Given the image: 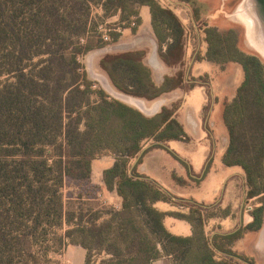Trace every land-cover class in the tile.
I'll return each instance as SVG.
<instances>
[{
  "label": "trees",
  "instance_id": "1",
  "mask_svg": "<svg viewBox=\"0 0 264 264\" xmlns=\"http://www.w3.org/2000/svg\"><path fill=\"white\" fill-rule=\"evenodd\" d=\"M93 6L103 10L97 20L91 18ZM143 7L150 10L158 55L177 69L175 74L157 84L146 63L147 50L106 55L98 66L118 92L154 101L188 86L187 34L171 5L160 0H0V264H38L52 249L40 239L48 229L64 225L68 228L55 245L83 248L84 264H153L167 256L173 264H256L232 247L264 225V59L241 50L233 29L205 26L202 41L208 48L196 62L221 70L236 64L243 75L223 103L227 145L222 164L241 168L246 202L257 198L259 204L250 223L235 232L214 230L212 236L209 223L232 218L229 205L171 195L140 171L149 151L184 141L186 132L175 118L180 106L146 116L97 89L81 62L106 46L99 26L107 19H119L110 31L111 42L121 37L118 27L130 28L133 18L136 34ZM193 11V21L200 22L198 10ZM148 144L153 146L145 150ZM105 157L115 162L103 171L104 185L120 204L98 222L101 213L86 219L81 205L101 191L91 180L92 163ZM173 177L177 185H187L183 177ZM68 183L89 191L68 194L66 200ZM71 199L78 204L72 212ZM159 202L188 212L161 211ZM167 217L188 222L192 234H172ZM34 243L42 244L44 252L34 251Z\"/></svg>",
  "mask_w": 264,
  "mask_h": 264
},
{
  "label": "rangeland",
  "instance_id": "2",
  "mask_svg": "<svg viewBox=\"0 0 264 264\" xmlns=\"http://www.w3.org/2000/svg\"><path fill=\"white\" fill-rule=\"evenodd\" d=\"M160 0L165 5H171L175 13L184 23L187 34V55L185 69V79H187L184 89H178L163 95L156 99L155 103L149 104L147 100L134 98L127 94L118 92L112 87L107 76L98 66L99 60L111 54L122 53L126 51L121 43L113 44L111 40L106 42V46L84 56L81 59L89 77L97 84L96 88L105 90L111 97L123 101L140 110L146 116H153L159 113L163 107L172 108V105L180 106L176 119L183 126L186 137L184 141H172L165 149H154L149 151L143 157L141 169L151 179L156 181L169 194L184 198L185 200H195L207 205L221 204L223 208L228 205L231 208L233 222H229L218 227L217 224L211 223L207 227L208 233L212 235L214 230L222 232H235L239 229L240 215L248 219L250 213L246 212V206L253 204L257 207L258 199L246 202L244 199L243 186L241 181L242 170L239 167H226L222 164V153L227 145L226 127L222 122L223 103L231 99L237 86L242 81L243 75L240 67L236 64H228L223 70L219 66L210 65L202 62L196 65V56L198 53H206L208 45L202 41L204 38V28H217L220 31L233 29L238 38V47L246 52H254L261 56L251 45L248 40V28L240 19V12L246 8L245 0ZM100 6H93L91 9V18L97 20L102 15L97 13ZM197 9L200 14V22L193 21V10ZM99 11V10H98ZM145 21L150 24V15L148 9H143ZM119 20V19H118ZM115 18L107 19L106 23L101 24L110 36V31L114 29ZM108 25L109 27H107ZM111 25V27H110ZM193 28H192V26ZM203 27V28H202ZM117 29V28H115ZM202 29V30H201ZM119 31H122L118 27ZM143 30V29H142ZM197 35V38L195 37ZM143 38L148 41V30H143ZM111 39V37H110ZM125 42H131L130 36L125 37ZM150 44V42L148 41ZM124 44V43H123ZM151 45V44H150ZM152 46V45H151ZM153 49V48H152ZM157 51L151 52L147 62L157 73V67L163 66L157 57ZM164 67V66H163ZM157 81L162 79L160 73L155 75ZM189 85H194L190 87ZM204 85V86H203ZM193 88L192 90H190ZM153 146L148 144L145 150ZM142 157L140 155L139 159ZM138 159L134 160V163ZM133 163V164H134ZM183 163L189 165L183 166ZM112 159L109 157L93 161V169L102 171L112 166ZM136 165V164H135ZM134 165V166H135ZM173 174L181 176L186 181V186L177 185ZM95 185V184H94ZM99 187L98 185H95ZM89 191L86 187L81 189L72 183H68L64 189L65 199L68 194L75 197L77 193ZM108 201L104 198L101 191L98 192L94 199H87L81 205L82 214L86 219L91 218L93 212H100L101 222L108 218V211L115 206L113 200L105 193ZM106 202V203H105ZM78 206L76 201L71 199L69 210ZM156 207L161 211L178 210L188 212L187 208L182 206H171L170 204L159 202ZM254 207V208H255ZM221 222V221H220ZM165 225L167 229L175 235H191V227L188 223L179 221L174 218H167ZM68 226L63 228H51L46 232L45 238L40 239L42 242L52 247L44 260L38 264H55L60 261L62 264H68L66 260L71 257L68 247L55 245V238L64 235ZM264 232V231H263ZM249 233L243 239L233 245V250L239 255L247 256L254 260L256 264H264V233ZM43 243V244H45ZM40 243H34V251L44 252ZM72 251L75 252L74 248ZM263 253V254H262ZM99 260V259H98ZM78 264L80 259H73Z\"/></svg>",
  "mask_w": 264,
  "mask_h": 264
},
{
  "label": "crops",
  "instance_id": "3",
  "mask_svg": "<svg viewBox=\"0 0 264 264\" xmlns=\"http://www.w3.org/2000/svg\"><path fill=\"white\" fill-rule=\"evenodd\" d=\"M143 9H148L149 11V15H150V24H148V22L145 21V18H144V15H143ZM99 10V11H98ZM97 13L99 15H102L103 14V10L102 8H99L97 9ZM141 18H142V24L141 26L139 27L138 29V32L136 34H133L132 31H131V27L130 28H123L121 32V37L120 39L117 41V43L115 44H119L121 43V45L124 47V48H127L126 51H123V52H127V51H134V50H147L148 51V55H147V58H146V63L147 65L152 69L153 71V75H154V80L157 84H160L162 81H163V78L165 75H173L175 74L176 72V68L175 67H169L167 66L162 60L161 58L159 57V55H157L158 59H159V62L164 66H161L160 64H158L159 66L157 67V73H160V75L162 76V79L160 81H157L156 78H155V75H157L156 72H154L155 70L152 68V66L147 62V59L149 57V55L151 54V52H156L158 50V44H157V41L155 39V35L153 33V30H152V26H151V14H150V10L148 7H143L142 10H141ZM118 20V17H115V21ZM148 30V41L150 42V45L148 43V41L146 40V38L144 39L143 38V30ZM130 36L132 41L131 42H125V37L126 36ZM109 43V42H108ZM113 43V44H114ZM124 43V44H123ZM153 48V49H152ZM157 54H158V51H157ZM203 62H206V61H203ZM202 62H197L196 65L198 64H201ZM208 63V62H206ZM211 65V64H210ZM156 100L154 101H148L149 104H152V103H155ZM112 159V166L114 165V158L112 157H109ZM186 165L188 166L189 164L186 163ZM111 166V167H112ZM189 167L192 168V166L189 165ZM106 170V169H103L102 171H95L93 169V163H92V172H91V180H92V183L95 184V185H98L100 186L101 188V192L104 196V198L108 201L109 198H107L106 194L107 193L109 195V197H111V199L113 200V205L116 206L117 208L119 207V204H120V200L118 198V196L116 195L115 192H110L106 189L105 185H104V181H103V171ZM140 171L144 174H146L145 172L142 171L141 169V166H140ZM241 181H242V186H243V192H244V187H245V179H244V176H243V173L241 174ZM244 199H245V193H244ZM250 200H255L254 199H250ZM249 200V201H250ZM212 205H215V204H212ZM172 206V205H171ZM167 218H172V217H167ZM166 218V219H167ZM175 219V218H174ZM178 220V219H177ZM179 221H182V222H186V221H183V220H179ZM221 221V222H220ZM233 222V217L232 218H227V219H215V220H212L210 223H209V226L211 223L213 224H217L218 227H223L224 224L226 223H229V222ZM252 221V217L251 215H248V219L246 217H243V215L241 214L240 215V223H239V228L242 227V226H245L247 225L248 223H250ZM166 222V220H165ZM188 223V222H186ZM189 224V223H188ZM189 226L191 227V234H192V226L189 224ZM208 231V230H207ZM217 231V230H216ZM216 231H213L212 232V236L216 233ZM264 231V225L262 227V229L260 230L259 233H262ZM264 233V232H263ZM190 236V235H189ZM72 248H74L75 252L72 251ZM69 253H71V257L69 258V260L66 258H63L66 262H68V264H75L73 259L75 257H78L80 259L79 263L78 264H84L85 263V259H86V251L81 248V247H77V246H72V247H68V250ZM264 253V252H263ZM262 253V254H263ZM153 264H173V259L172 257L170 256H167V257H163L157 261H155Z\"/></svg>",
  "mask_w": 264,
  "mask_h": 264
},
{
  "label": "bare ground",
  "instance_id": "4",
  "mask_svg": "<svg viewBox=\"0 0 264 264\" xmlns=\"http://www.w3.org/2000/svg\"><path fill=\"white\" fill-rule=\"evenodd\" d=\"M240 19L248 28V40L250 45L264 57V39L259 34L258 26L255 22L254 17L250 14L248 10L239 11Z\"/></svg>",
  "mask_w": 264,
  "mask_h": 264
},
{
  "label": "water",
  "instance_id": "5",
  "mask_svg": "<svg viewBox=\"0 0 264 264\" xmlns=\"http://www.w3.org/2000/svg\"><path fill=\"white\" fill-rule=\"evenodd\" d=\"M245 1H246L245 10H248L250 14L254 17L255 22L258 26L259 34H261V36L264 39V0H245ZM137 161L133 164V166L137 163Z\"/></svg>",
  "mask_w": 264,
  "mask_h": 264
},
{
  "label": "built area",
  "instance_id": "6",
  "mask_svg": "<svg viewBox=\"0 0 264 264\" xmlns=\"http://www.w3.org/2000/svg\"><path fill=\"white\" fill-rule=\"evenodd\" d=\"M134 20H135V19L133 18V19H132V22H131V24H130V27H133V26L135 25ZM99 31H100V33H101V37H102V40H103L104 42H109V41L111 40L109 34H108L107 31H106V29H104L102 26L100 27ZM250 201H251V200H250ZM250 201H249V202H250ZM105 203H106V202H105ZM254 207H255V205H253V204H248V205L246 206V212H247V213H251V212L253 211ZM114 208L117 209L116 206H115Z\"/></svg>",
  "mask_w": 264,
  "mask_h": 264
}]
</instances>
